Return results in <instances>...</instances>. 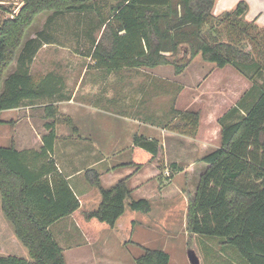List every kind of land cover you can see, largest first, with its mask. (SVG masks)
<instances>
[{
  "label": "trees",
  "instance_id": "1",
  "mask_svg": "<svg viewBox=\"0 0 264 264\" xmlns=\"http://www.w3.org/2000/svg\"><path fill=\"white\" fill-rule=\"evenodd\" d=\"M20 1L18 12L0 22V114L42 99L64 98L60 77L52 73L34 76L30 67L43 45L55 43L46 30L53 34L57 20L68 14L82 15L80 21L89 18L74 35L88 42L81 54L98 70L171 65L175 74H180L198 55L217 68L253 70L254 79L261 83L255 79L236 106L218 120L220 145L200 159L205 168L187 201L185 217L190 236L216 238L222 246L232 248L244 264H264V28L245 19L247 4L239 1L231 10L214 15L217 0H115L104 14L99 0ZM44 13L50 14L43 29L25 40L27 30ZM179 54L183 56L172 59ZM13 63L15 69L9 74ZM44 113L46 119L59 117L53 105L45 106ZM177 115L184 126H192L188 134L193 135L197 113ZM62 120L70 122L69 117ZM44 127L47 133L38 151L0 147L1 212L30 257L27 261L0 255V264H65L50 227L78 210L80 204L52 159L55 121ZM133 145L151 158L160 148L156 140L137 135ZM130 165L141 166L130 162L116 168ZM171 167L178 168L174 163ZM83 175L100 196L97 209L85 213L86 219L112 228L130 198L129 177L103 188L94 169ZM129 209L146 214L150 202L131 201ZM169 261L167 253L143 248L135 264Z\"/></svg>",
  "mask_w": 264,
  "mask_h": 264
},
{
  "label": "rangeland",
  "instance_id": "2",
  "mask_svg": "<svg viewBox=\"0 0 264 264\" xmlns=\"http://www.w3.org/2000/svg\"><path fill=\"white\" fill-rule=\"evenodd\" d=\"M47 15H39L27 30L25 40L43 29L42 24ZM80 20L73 18L69 22V18L66 21L60 18L56 24L58 28L52 29V32L55 30L53 34L49 28L45 29L52 35L55 43L43 45L39 49L30 67L31 74L43 76L52 72L65 79L64 97L66 94L67 99L74 96L73 104H67L70 122L62 120L65 118L63 115H59L56 122L65 129L67 127V134L73 135L75 132L76 139H86L91 133L79 131V127L88 125V129L94 132L92 137L114 143L120 134L128 131L127 143L98 154V157L104 159L98 171L103 172L106 168L128 162L141 166L138 168L130 165L127 172L117 167L110 172L112 176L104 178V188L111 186V177L116 176L118 181L125 174L130 172L133 175L138 171L142 172L141 177L145 178L143 180L146 187L145 192L140 191L142 188L134 190L131 198L125 200V213L113 228L96 219H86L85 212L89 209L84 208L81 214L67 219V223L62 222L58 229L67 225L69 242L79 245L80 250L85 249L83 241L86 235L101 237L100 240L108 244L106 249L112 252L113 257L119 255L120 264H135V259L143 254V248L159 249L167 253L169 264H190L188 253L192 252L199 259V264H244L232 248L222 246L218 239L190 236L186 231L185 216L187 201L194 194L198 178L205 168L200 159L220 145L218 120L235 107L250 88L256 79L252 75L253 70L247 68L243 73L233 66L217 68L214 64L203 61L199 55L180 74H175L171 65L113 72L98 70L92 60L81 54L88 48V42H83L81 53L74 50L81 40L80 35H74L72 31L75 25L73 23H82L75 25L78 29L84 27L89 18ZM98 34L95 33V36L98 37ZM223 40H227L225 36ZM245 51H249L248 46H245ZM182 56L179 54L172 59L177 60ZM15 65L12 64L9 74L15 69ZM85 66L86 69L83 70ZM257 81L261 83V80L256 79ZM100 96H108L111 102H99L97 99ZM51 101L53 100L42 99L36 102L37 106L30 109V114H26V118L31 119L38 129L42 125L39 119L45 115L42 114V109L50 105ZM90 107L106 109L93 118L86 116V113L92 111ZM186 112L197 113L199 118L193 135L188 134L193 130L192 126H184L177 115ZM2 118L3 121L8 120V114H4ZM3 132L4 128L0 127V135ZM139 134L158 142L161 148L155 158L139 148H131V139ZM3 136L2 139L7 141L9 137L6 138L5 134ZM2 139V146L10 145V141L4 143ZM173 163L178 167L175 170L171 167ZM98 174L100 179L101 175ZM130 187L128 182V188ZM94 189V193H97V189ZM146 196L150 202L148 213L129 209L131 201ZM3 219L6 230L0 235V251H5L6 248L8 251L1 252V255L30 261L27 250L18 241L17 245L12 244L11 239L15 237L13 227L4 217ZM91 249L94 250L93 247Z\"/></svg>",
  "mask_w": 264,
  "mask_h": 264
},
{
  "label": "crops",
  "instance_id": "3",
  "mask_svg": "<svg viewBox=\"0 0 264 264\" xmlns=\"http://www.w3.org/2000/svg\"><path fill=\"white\" fill-rule=\"evenodd\" d=\"M94 1H98V0H94ZM239 1H244L248 6V11L246 13L245 19L249 22H254L258 27L264 28V0H217L214 6V12H213L214 15L231 10ZM99 2L103 4L102 11L104 14H106L107 9L109 8L110 5L115 3V0H99ZM21 5L22 3L20 0H0V22L16 14L19 8L21 7ZM47 14L49 15L50 13H47ZM76 16H79L78 18L80 19L82 17V15L68 14V15L62 16L61 18H63V20L65 21L67 20V18H69V22H70L73 20V18H77ZM44 23L42 25H44ZM78 23L76 22L73 24L77 25ZM75 25H73V29H72L73 33L75 31H79L77 28H75ZM83 45H84L83 42L76 44V48L74 50L77 53H81V50L84 47ZM85 69H86V66L83 68V70ZM122 69H132V68H120L118 70H122ZM118 70H114V71H118ZM49 73H52V72H49ZM52 74L55 75L56 77L61 78L59 79L61 81L60 85L63 87V91L66 90L65 79L61 75H56L54 73ZM63 96H64V93H63ZM73 98L74 96L67 99V94H66L65 97L62 99L58 97H52L48 99L53 100L51 101L50 105H53L54 107L57 108L59 115H63L67 117V104L68 105L73 104ZM97 100L101 103L111 102V99L108 96L107 97L100 96V98H98ZM35 103L25 104L24 106H21L17 109L1 112L0 120L2 124H0V127L4 128V132L1 133L0 139L4 138V136L2 137V134H5L6 138L8 137L9 138L7 141H5V139H2V141H4V143H8L10 141L9 142L10 145L7 147H10L11 145H13L15 150L17 151H22V150L38 151L40 147L42 146V140H41L42 136L47 133L44 125L46 123H50L51 121H55L56 140L54 143L52 159L55 161L57 170L63 176L65 181L69 184V187L73 191L74 195L76 196L80 204V207L78 210L73 212L71 215L61 219L60 221L56 222L50 227L51 233L53 234L59 246L62 248L65 264H120L119 255L117 254L116 258H114L112 255V252L106 249L108 244H106L105 241L102 242L100 240L101 237L94 236V235H91V236L86 235L87 236L85 239L86 242L83 241L85 249L80 250L79 245L77 246L69 242V237L67 236V225L59 229H58V226L62 222L67 223V219H71L74 216L81 214V211L84 208L89 209L85 213H90L97 209L100 203L99 193L98 192L94 193L95 189L85 180L84 175H83L84 171L88 169H94L96 172L100 173L101 186L104 188L103 186L104 178H106L107 176H110L111 175L110 172L113 170H116L117 165L110 167V168H106L103 172L98 171V168H101L104 162V159H102L100 156L98 157V154L103 152L104 150L109 151V150L116 149V146L119 144L127 143L128 131L123 132V135L120 134L118 136L119 138H116L114 143H112L113 141H110L109 143H107V140L105 139L99 140L97 138L92 137L94 132L93 130L88 129L89 128L88 125H86V127L83 126L81 128L78 126L79 131L85 130L87 131V133H91V135H89L88 138L86 139L85 138L76 139L74 137L75 132L73 133V135L67 134V127L65 129L62 125L58 124L56 120L45 119V115L39 119V122L42 123V125H41V128L38 129L37 125H35V123L31 119L26 118V114H30V111H31L30 109L37 106ZM26 109H29V110H26ZM90 109H92V111H90L89 113H86V116H91L94 118L97 113L104 112V109L106 108L99 109L98 107H90ZM4 114H8V118H7L8 120L6 121H3V118H2ZM42 114H44V108L42 109ZM11 134L13 135L11 136ZM138 136L145 137V135L143 134H139ZM145 138L151 139L147 137ZM130 146L131 148H134V149L138 148L133 145L132 139H131ZM0 147L7 148L6 146H2L1 142H0ZM118 168H121L123 171H126V172L129 171L130 169L129 166L118 167ZM143 170L145 169L143 168ZM141 173L142 172L138 171L133 175L130 172L125 174L126 175L125 177H129L127 181V185L129 182V186H131L130 187L131 189L129 188L132 192L131 194L135 193L134 190H138L141 188L142 189L140 191H144L146 187V183L144 182L145 178L141 177ZM115 178L116 176L111 177L109 181L111 186L117 182L116 181L117 178L116 179ZM141 199H146L149 201L147 196ZM124 213H125V210H124ZM2 215H0V235H2V233H4L6 230V223L3 219L4 216L2 217ZM122 216L120 218H122ZM120 218L118 220H120ZM91 220L92 219H90V221ZM118 220L116 221L115 225L117 224ZM115 225L113 227H115ZM17 241L18 240L16 239V237H12L11 242L13 245H17ZM92 247L94 248V250L91 249ZM6 250L8 251L7 248ZM5 251L1 250L0 255H1V252L5 253ZM110 255L112 257H110ZM218 264H221V263H218ZM224 264H228V263H224Z\"/></svg>",
  "mask_w": 264,
  "mask_h": 264
},
{
  "label": "water",
  "instance_id": "4",
  "mask_svg": "<svg viewBox=\"0 0 264 264\" xmlns=\"http://www.w3.org/2000/svg\"><path fill=\"white\" fill-rule=\"evenodd\" d=\"M188 260L190 264H199V259L197 258V256H195L193 252L188 253Z\"/></svg>",
  "mask_w": 264,
  "mask_h": 264
}]
</instances>
